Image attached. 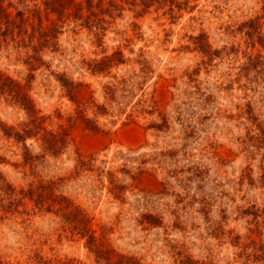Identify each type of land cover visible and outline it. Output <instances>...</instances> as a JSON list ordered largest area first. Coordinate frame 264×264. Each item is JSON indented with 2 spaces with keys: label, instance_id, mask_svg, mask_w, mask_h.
<instances>
[{
  "label": "rangeland",
  "instance_id": "374dc122",
  "mask_svg": "<svg viewBox=\"0 0 264 264\" xmlns=\"http://www.w3.org/2000/svg\"><path fill=\"white\" fill-rule=\"evenodd\" d=\"M0 5V264H264V0Z\"/></svg>",
  "mask_w": 264,
  "mask_h": 264
},
{
  "label": "trees",
  "instance_id": "16d2710c",
  "mask_svg": "<svg viewBox=\"0 0 264 264\" xmlns=\"http://www.w3.org/2000/svg\"><path fill=\"white\" fill-rule=\"evenodd\" d=\"M69 2H72V0H69ZM88 3H91V0H87ZM82 8V3L79 4ZM59 9H63V5H61ZM57 13L61 15L62 11L58 10L57 8H53ZM24 13L21 11H18L16 17L14 19L11 18V14L6 11L3 6L0 5V25L2 30V27L5 29L3 30V35L7 34H13L14 31L18 30V35L21 36V39L19 40L22 45L25 47H31L36 55L31 56L30 58L34 60V62H30V65L32 68H35V62L36 61H41V57H38L37 54L50 43V38L55 37V29L51 30H43L41 27L40 28H35L34 27V32L29 35L30 40L27 42L26 40V34H27V29L24 28V24L27 22V19L24 17ZM34 39H37L38 43L33 44ZM32 60V61H33ZM31 61V60H30ZM2 76L0 75V79ZM11 85H5L3 84L2 87L6 88L9 87L10 92H12L13 99L15 101H18L23 105L29 114L33 116V122H35L36 117L34 116L35 110H34V105L32 104V100L29 98V96L26 93H23L22 87L19 86V84L15 81H13L11 78ZM94 238L91 239V242H94Z\"/></svg>",
  "mask_w": 264,
  "mask_h": 264
}]
</instances>
